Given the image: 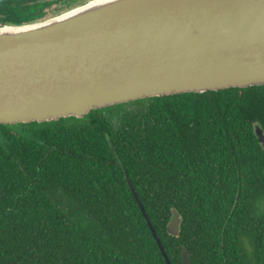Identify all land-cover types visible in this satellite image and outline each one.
<instances>
[{"label":"trees","instance_id":"trees-1","mask_svg":"<svg viewBox=\"0 0 264 264\" xmlns=\"http://www.w3.org/2000/svg\"><path fill=\"white\" fill-rule=\"evenodd\" d=\"M50 2L0 0V27ZM264 86L0 124V264H264ZM179 216L178 236L167 232Z\"/></svg>","mask_w":264,"mask_h":264},{"label":"water","instance_id":"water-1","mask_svg":"<svg viewBox=\"0 0 264 264\" xmlns=\"http://www.w3.org/2000/svg\"><path fill=\"white\" fill-rule=\"evenodd\" d=\"M254 86H264V0H92L0 27V124ZM255 133L264 155L263 132ZM172 213L167 232L178 236L180 218ZM180 260L191 264L185 248Z\"/></svg>","mask_w":264,"mask_h":264},{"label":"flooded vegetation","instance_id":"flooded-vegetation-1","mask_svg":"<svg viewBox=\"0 0 264 264\" xmlns=\"http://www.w3.org/2000/svg\"><path fill=\"white\" fill-rule=\"evenodd\" d=\"M42 1H48L50 2V4L49 6L45 7L42 18L38 19L37 22L44 20L45 17H48V16H57V15L63 14L74 8L87 4L88 2L92 0H42ZM12 125H15V124H12Z\"/></svg>","mask_w":264,"mask_h":264},{"label":"rangeland","instance_id":"rangeland-1","mask_svg":"<svg viewBox=\"0 0 264 264\" xmlns=\"http://www.w3.org/2000/svg\"><path fill=\"white\" fill-rule=\"evenodd\" d=\"M51 17H53V16H48V17H45V19H48V18H51ZM45 19H44V20H45Z\"/></svg>","mask_w":264,"mask_h":264}]
</instances>
